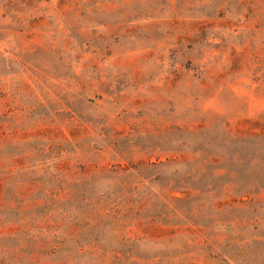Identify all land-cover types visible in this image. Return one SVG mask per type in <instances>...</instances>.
Segmentation results:
<instances>
[{"label":"rangeland","instance_id":"374dc122","mask_svg":"<svg viewBox=\"0 0 264 264\" xmlns=\"http://www.w3.org/2000/svg\"><path fill=\"white\" fill-rule=\"evenodd\" d=\"M0 264H264V0H0Z\"/></svg>","mask_w":264,"mask_h":264},{"label":"trees","instance_id":"16d2710c","mask_svg":"<svg viewBox=\"0 0 264 264\" xmlns=\"http://www.w3.org/2000/svg\"><path fill=\"white\" fill-rule=\"evenodd\" d=\"M185 164H189L188 161H185ZM190 165V164H189ZM191 166V165H190ZM208 176H210L209 183L203 187L204 190H206L207 194L212 193L215 189V180L221 175L219 171H216V169L210 170L208 172ZM182 178L184 181H181L183 183H178L180 185H174L170 186L169 188H166L168 191H176L180 193H185V196L183 197H176L175 200H178V206L172 209L173 214L178 216V220L180 223L178 224H187L189 222H193L195 219V207L191 204L192 202V189L189 186L183 185L184 182L189 183L191 182L195 176L192 175L191 171H184L182 173ZM215 195V194H214ZM213 195V196H214ZM227 196H230L226 194ZM245 195V194H244ZM242 196V195H241ZM235 200V199H233ZM228 199L221 198V199H213L209 203V211L207 215L212 218L213 221H215V213L221 211V209H224L227 204Z\"/></svg>","mask_w":264,"mask_h":264}]
</instances>
